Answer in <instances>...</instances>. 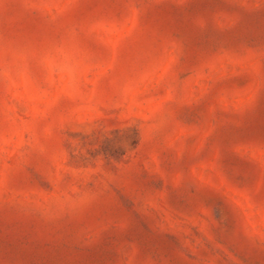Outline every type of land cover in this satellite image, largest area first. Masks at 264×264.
Instances as JSON below:
<instances>
[{"label": "rangeland", "instance_id": "374dc122", "mask_svg": "<svg viewBox=\"0 0 264 264\" xmlns=\"http://www.w3.org/2000/svg\"><path fill=\"white\" fill-rule=\"evenodd\" d=\"M0 264H264V0H0Z\"/></svg>", "mask_w": 264, "mask_h": 264}]
</instances>
